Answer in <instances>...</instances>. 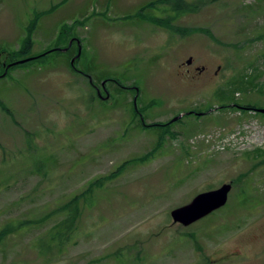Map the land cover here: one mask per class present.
<instances>
[{
	"label": "rangeland",
	"instance_id": "rangeland-1",
	"mask_svg": "<svg viewBox=\"0 0 264 264\" xmlns=\"http://www.w3.org/2000/svg\"><path fill=\"white\" fill-rule=\"evenodd\" d=\"M185 1L195 10L162 13L156 0H0V227L38 219L0 244V264H264V163L249 158L264 151V113L220 109L214 97L253 72L250 58L264 91V0ZM53 5L38 16L31 54L75 36L74 68L95 82L70 70L62 50L7 70L33 15ZM166 15L167 25L155 23ZM189 57L204 69L186 73ZM101 81L106 98L96 92ZM133 87L147 122L203 115L180 116L157 142L155 132L130 128ZM259 90L234 96L264 107ZM119 166L82 200L62 251L40 253L36 239L61 217L42 221L46 214ZM222 183L231 184L223 206L186 226L172 221L171 210Z\"/></svg>",
	"mask_w": 264,
	"mask_h": 264
},
{
	"label": "trees",
	"instance_id": "trees-1",
	"mask_svg": "<svg viewBox=\"0 0 264 264\" xmlns=\"http://www.w3.org/2000/svg\"><path fill=\"white\" fill-rule=\"evenodd\" d=\"M157 3L166 6L163 9H161L162 13L167 12L168 10H174L176 13L180 12V13H185V12H190L195 10L196 7L191 6L188 2H186L185 0H156ZM57 5H53L51 8L49 7L48 9L42 10L40 11L37 15H33L32 19L29 21V23L26 25L25 27V34L23 36V39L21 41V44L19 46V48L15 51H13L10 55V59L7 62L8 64L6 65L7 70L12 68H18V67H26L29 66V64H32L34 62H43L45 63V59L42 58L44 55H46L48 52L50 51H59L61 49H57V48H50L47 49L41 53L38 54H31L30 49L33 46V32L37 26V22H38V16H44L48 13H50L53 8H55ZM254 6V5H253ZM252 6V7H253ZM146 8H152L154 7V5L152 3H149L148 5L145 6ZM251 5L249 6L250 11L253 10V12H258L256 11V6L252 9ZM264 5H260V9L264 10ZM264 12V11H263ZM155 20V23L157 24H163L167 25L170 21L171 16L166 15V17L161 18V17H155L153 18ZM76 22H81V21H77L75 20L74 23ZM65 24L61 27V30L59 32L62 33L65 31L64 29ZM184 31H181L179 33H183ZM264 36V35H263ZM75 37V36H74ZM74 37H68L66 44L64 46V48H66L65 51L66 53H70L69 54V60H68V66L70 68V70L75 71V72H80L82 74H84L85 76H87L88 78H90V75L87 74L85 71L82 70H78L76 68H74V62L77 61L78 57L76 56L75 59L72 61L73 64L70 63L71 59L73 58V56L75 55L74 52V45L81 46L79 39L76 40ZM71 40V41H70ZM76 42H75V41ZM64 41V42H65ZM70 41V42H69ZM69 43V44H68ZM17 55H19L18 57H16ZM264 56V54H263ZM25 58H29L27 61L25 62H18L19 59H25ZM256 60L253 58L248 59L247 61V67H249L250 69L253 70L252 73H247V69L244 70L243 72H241L240 74H238L237 76L233 77L230 81H228L227 86L225 88H221L219 87L215 93H214V97L215 99L221 104L219 106L220 109L223 108H227V107H240V109L242 111H246V110H254L256 112H258L256 110V105L252 102L249 101V98L247 97V95L244 97L243 100L241 101H237L236 97L234 96L235 93L237 92H244L245 94H247L250 90H259V81L258 78L260 76V73L258 71V68L256 67ZM7 72V71H6ZM5 75H7V73H3L0 77H5ZM108 79H104V81L107 82ZM90 83L91 82H95L92 78H90ZM114 82H116V84L120 85V83L118 82V80H112ZM103 82V81H101ZM123 87L125 89H130V86H124ZM115 92L116 93H121L117 87V89L115 88ZM260 93L264 94V91L259 90ZM241 106H240V105ZM1 105V102H0ZM150 106V105H148ZM147 108V106L144 107V109ZM3 110L5 112H7L9 115H11L10 110L7 107L3 106ZM263 115V114H260ZM198 116V115H197ZM166 132H162L159 135H161L163 137V135ZM254 154L251 155L249 153H247L248 155H251L249 158L255 157V158H260L259 160H257L256 162H254L252 164V166H257L261 163H264V151L263 150H254L253 151ZM153 153L147 152L144 157L139 158V162H144L146 161ZM137 159H131L130 161H126V162H134ZM126 164L125 162L123 163V165ZM122 166V165H121ZM119 166L114 172H111L109 175L103 176L102 178H98L95 179L94 181L90 182L89 187H87V189L76 193L75 195H73L71 198H69L67 201H65L64 203L60 204L58 209L52 211V213H47L46 216L43 218L42 221H44L45 219H48L50 217H52L53 215L58 214V216H61L59 219H56V221L47 229V231L45 232V235L39 237L38 239H36V246L39 248V252L42 254L47 253L48 251H51L52 249L59 253L62 251L63 247H65V245H67L70 240L74 237L75 232H76V223L79 220L80 216H81V212H82V200H85L89 198V193L90 190H92L93 188H99L101 186H103V183L109 179L110 177H113L114 175H116V173H119V171L121 170V167ZM90 202H92L91 197H90ZM38 219H14L11 221H8L6 223H4L1 227H0V244L9 236V235H14V234H19L22 230L26 229L28 226L36 224Z\"/></svg>",
	"mask_w": 264,
	"mask_h": 264
},
{
	"label": "water",
	"instance_id": "water-1",
	"mask_svg": "<svg viewBox=\"0 0 264 264\" xmlns=\"http://www.w3.org/2000/svg\"><path fill=\"white\" fill-rule=\"evenodd\" d=\"M59 49L62 51L66 50V48ZM28 59L29 58H25L18 62H25ZM73 60L74 59H71V64ZM256 110L260 113H264V107L256 108ZM178 117H180V115L172 117L171 121L176 120ZM230 189V183H222L216 188L205 190L196 194L189 203L170 211L172 221L180 223L184 226L193 223L215 209L223 206L228 199Z\"/></svg>",
	"mask_w": 264,
	"mask_h": 264
},
{
	"label": "flooded vegetation",
	"instance_id": "flooded-vegetation-1",
	"mask_svg": "<svg viewBox=\"0 0 264 264\" xmlns=\"http://www.w3.org/2000/svg\"><path fill=\"white\" fill-rule=\"evenodd\" d=\"M185 63L188 65L185 70H186V73H190L192 71H198L200 69H204V65L202 66H197V65H194L192 66V62H191V57L187 58L185 60ZM222 64H217L215 69H209V74L212 75V76H218L219 73H220V68H221ZM105 91L106 88L104 86V83L102 82L101 83V86L100 88H96V92H97V95L99 98H106L108 97L105 96L103 97L101 95V92ZM133 90H134V94L132 95V98L129 99L126 103H127V106H125V108L129 111V124H132L131 125V129H134V130H137V131H151V132H155L156 133V140L157 142L159 141V138H160V133L162 132H166L168 130H170L171 128V123L176 121H171V119L169 121H166V122H160V121H155V122H147L146 121V116H145V111H144V104L143 102L141 101V99L139 100L138 97H139V89L133 87ZM110 103V108H115L116 106L114 105L115 104V101H112V102H109ZM196 114L198 116H201L203 115L202 112H195L193 110H190L188 112H184V113H179L178 115L182 116L184 114ZM200 113V114H199ZM126 130V128H125ZM154 130H157V131H154ZM125 132V131H124ZM127 132V130H126ZM156 148H151V150H155ZM158 149V148H157Z\"/></svg>",
	"mask_w": 264,
	"mask_h": 264
}]
</instances>
